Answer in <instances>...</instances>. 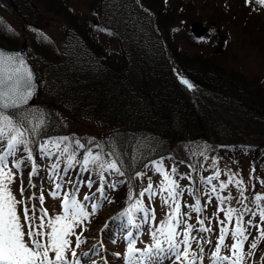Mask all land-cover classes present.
<instances>
[{
    "label": "rangeland",
    "instance_id": "1",
    "mask_svg": "<svg viewBox=\"0 0 264 264\" xmlns=\"http://www.w3.org/2000/svg\"><path fill=\"white\" fill-rule=\"evenodd\" d=\"M45 1L48 0H42L44 3L43 8L37 5L33 9L31 7L28 11L25 9L19 12H11L0 9L1 21L10 25L14 33L20 34V43L23 41L27 43L28 53L33 58L31 40L27 38L30 34L27 30L29 24L28 22H24L25 24L23 25L22 23L20 24L22 18L30 17V25L38 28L40 35H44L59 47L63 45L67 32L65 22L54 13L55 10L59 11V8L54 5L53 12L47 11L46 5L49 3ZM56 1L61 3L58 4L60 8L62 7L61 10L70 9L80 19H91L90 11L93 0ZM153 2L156 5V9L162 12L163 17L167 16L173 19V23L170 24L169 28L171 43L176 47L175 50L178 51L180 59L185 61L188 67L192 68L191 65H193V69L197 70L199 63L198 61H193L196 56H201L203 59L206 56L214 55V59L228 69L229 72L227 73H230L231 70H239L246 77L253 78V80L260 77L264 78V6L258 3V0H153ZM22 8L23 6L20 4L19 10ZM15 20L19 21L17 22L19 24H16ZM193 23L199 24L201 28L200 35H196L192 31ZM180 24H183V26H180ZM17 36L19 37V35ZM162 37L164 36L162 35ZM0 45L7 48L10 47L7 41L0 42ZM167 52L172 54L170 48H168ZM190 62L193 63L190 64ZM32 63L40 79L41 94L30 107L15 111L14 113L11 112L14 114V119L23 125L22 130H29L26 136L29 140L35 142L31 145L34 147L36 143L42 144L48 139L69 137L70 139L61 144L60 148L62 149L66 145L70 147L75 151L77 160H82L87 151L91 150L94 155L99 153L104 162H111L112 160L108 154L102 150L101 144L112 132L126 130L129 127L117 123L104 124L99 120H87L78 114L53 107L50 94L47 88L43 86L44 78L39 75L41 70L37 64V59L35 61L32 60ZM213 109L233 128L238 142L258 147V152H264L263 118L257 117L256 123H253L251 122L252 117L250 114H240L235 111L230 112V110H225L221 107ZM51 114L60 125V133L56 134L53 138L40 139L42 138L40 134L44 133L42 130L44 125L42 124L38 133L33 135L30 130L38 125L41 120L44 122L46 119L47 121ZM76 140H79L81 144L86 142L94 145V147L83 150V148L76 146ZM204 140L206 141L191 143L190 145L196 149L189 150L185 148L181 157L178 156L172 163L156 160V162L148 164L146 169L136 172L144 174L139 177L136 173L133 174L134 172L128 167H125L124 171L121 170L124 173L123 176L118 175L112 170L105 171L104 176L106 180L109 183H115L116 187L110 188L106 185L105 195L107 196V200H101L99 193H97V199L93 201H83V197L85 194L91 195L99 187L96 165H90L89 170L84 171L80 164H76L65 176L63 169L67 164V154L61 155L60 151L56 150L54 146H50L54 152V155L51 157H46L33 149L36 163L41 170L39 176L32 177L35 187H28V173L31 169V164L26 161V166H22V175H17L12 185V190L17 199H21L20 187L21 180H23L25 187L23 199L25 202L29 206L34 205L37 209L41 207L46 208L49 218H51L62 212L61 198H53L49 195L55 189V183L60 182L59 177L65 176L66 180L74 182L87 180L91 177L96 183L93 184L91 189L86 184L81 183L77 199L85 204L89 213L92 211V204L100 203L101 206L96 209L95 214H90L87 220H84L74 229L75 235L71 236L70 239L72 240V250L77 253V256L73 258L71 252H68V260L70 264H76L77 259L80 264H125L124 256L127 250V240L125 237L127 232L131 231L134 234L137 241L136 247L143 249L147 245L154 243L150 231L155 230L163 221L167 220L172 212V209L168 205L163 204L160 195L153 197L151 200H149L147 194L143 198L138 196V193L147 187L149 177L153 183L154 190L160 191L159 185L163 180V176L156 171L157 164H160L164 171L169 172L172 179L176 180L180 187L184 189V195L180 197V203L181 212L188 213L187 223L199 227L197 220L204 219L205 226L213 229L211 233L200 234L207 235L212 241L211 244L204 245L205 252L203 253V256H205L203 264H211V253L214 251V246L219 235L218 222L220 219H224L223 212H219L218 208L227 209L231 207L244 212L246 205L258 213L260 209L253 203V200L257 194L264 196V162L258 161L254 163L257 161V155H254L255 152L254 154L253 152L244 151L229 153L224 150H214L211 149V146L216 145L217 142L210 137ZM206 148H208L207 152ZM201 151L202 154H200ZM25 155L26 153L21 149L18 151L16 158ZM13 159L12 157L9 158V167H11ZM57 161L60 164V173L56 181L52 182L49 179V174L52 171L51 165L57 163ZM172 169H175L174 173L171 171ZM216 171H220L221 175L218 179L213 180L211 184H208L206 182L207 177L214 176ZM230 175H234L236 179L243 181L244 196L248 198L244 201L243 205L237 202L240 199V189L235 183L229 184L228 188L222 191L219 188L221 182H228ZM181 177L184 178L181 179ZM213 186L217 188L216 194L210 193V189ZM72 189L73 183H65L60 190L61 195L64 192H70ZM189 189H191V192H189ZM133 191H135V194L132 193ZM41 192L44 194L42 206L38 199ZM124 194L125 198H127L126 200H129L130 194L132 199L136 198L134 202L137 199H142L144 206L154 212L155 221L149 219L148 222L141 223L143 213L140 212L135 213L137 223H141L139 229L128 225L127 217L114 220L113 217H117L120 213L124 212L118 211L124 199ZM229 194L234 199L220 205L216 196H226ZM30 195L34 198L28 200V196ZM209 196H211L210 203L207 202ZM197 198L201 200L202 212L199 214L193 212L191 207H188L193 205ZM108 201H111V203ZM261 207H264V201L261 202ZM18 211L22 213V206L18 205ZM248 219H251L253 224L248 226V232L246 233L248 241L245 242V252L250 250L249 245L251 242H256L258 246L257 249L252 250L254 251V255L247 258L246 264H264V260L257 259L258 257H264V240L260 239L259 231L256 227L259 224L261 228H264V223L259 221L258 215L252 216L246 214L244 216L245 222ZM179 230L182 232L183 228L181 227ZM25 231H27V226H25ZM193 235L197 234L194 232ZM77 236L80 237L79 247L76 246ZM25 239L27 240V237ZM226 242L230 243L231 241L228 239ZM164 247H167V245L165 244ZM181 250H183V246ZM192 251L199 252V248L195 242H193ZM117 253L120 255H114ZM229 254L227 249L221 250V255ZM50 256H54V253H50ZM158 264H180V262L175 261L172 257L165 258L162 256ZM197 264H201V262L198 260ZM224 264H227V262H224Z\"/></svg>",
    "mask_w": 264,
    "mask_h": 264
},
{
    "label": "trees",
    "instance_id": "2",
    "mask_svg": "<svg viewBox=\"0 0 264 264\" xmlns=\"http://www.w3.org/2000/svg\"><path fill=\"white\" fill-rule=\"evenodd\" d=\"M45 2L49 3V12H53L54 5L59 8L54 13L67 26L61 47L40 37L31 39L39 75L44 78L43 86L50 94L52 106L87 120L129 127L112 132L101 144L121 170L128 167L135 174L156 160L172 163L185 148L196 149L191 143L206 141L207 137L217 142L211 149L255 152L254 163L264 162V152L238 142L233 128L206 105L250 114L251 122L256 123L257 117L264 119V78L253 80L239 70L227 73L228 69L214 55L203 59L196 56L193 61L199 63L197 70L193 65L188 67L171 43L169 28L173 19L163 17L153 0H139L156 14V24L175 63L197 88L204 103L174 75L152 18L136 0H93L91 19H80L70 9L61 10V3L56 0ZM37 5L43 8L44 3L0 0L2 11H28ZM30 20L24 17L20 22L31 26ZM17 35L0 19V42L7 41L14 48L21 40ZM43 125L40 137L60 133V125L52 114ZM83 145V150L94 147L86 142ZM125 194L120 205L126 201Z\"/></svg>",
    "mask_w": 264,
    "mask_h": 264
},
{
    "label": "snow or ice",
    "instance_id": "3",
    "mask_svg": "<svg viewBox=\"0 0 264 264\" xmlns=\"http://www.w3.org/2000/svg\"><path fill=\"white\" fill-rule=\"evenodd\" d=\"M264 6V0H258ZM32 81L33 73L24 63V59L20 57L19 53H7L0 49V264H70L67 253L71 252V256L76 258L77 253L72 250L71 236L75 235L74 229L78 227L84 220H87L90 214H95L100 203L92 204V211H87L85 204L77 199L80 184H86L91 189L96 183L91 177L87 180H80L74 182L66 180L65 176L70 169L80 164L84 171L89 170L90 165H96L98 169L99 187L91 195L85 194L83 201H93L97 199L99 193L101 200H107L105 195V186L115 188V183H109L104 172L108 170L115 171L118 175L123 176L124 173L117 166L115 160L111 162H104L102 156L97 153L93 154L91 150L82 160H77L76 153L67 145L60 148L61 144L68 141L69 137H60L57 139H48L42 144H37V150L46 157L54 155L53 148L60 151L61 155L67 154V164L63 169L65 176H60V182L55 183V189L49 195L53 198L60 197L62 204L61 214H57L49 218L48 210L46 208L37 209L34 205L29 206L23 199L25 195L24 182L21 180L20 196H17L12 190V185L18 174L22 175V166H26V161L30 162L31 169L28 173V187H35L32 181L33 176H39L40 169L36 163V158L33 155V148L30 146L35 143L29 140L26 136L28 129H23V125L14 119V114L8 110L16 109L20 105L27 103L32 96ZM181 83L186 85L189 89L193 85L187 79H181ZM43 124L41 120L38 125L33 127L30 131L33 135L37 134L40 126ZM78 148H84V145L79 140L75 141ZM23 150L26 155L17 157V153ZM14 158L9 167V158ZM51 173L49 179L52 182L56 181L60 173V164L53 163L51 165ZM156 171L161 173L163 180L159 188L160 191L154 190L151 178L148 179L147 187L138 193L140 198L147 194L149 200L160 195L162 202L168 205L172 212L168 219L163 221L155 230L150 231L153 244L147 245L143 249L136 247V237L131 231L126 234L127 250L124 256L125 264H158L160 258L172 257L180 264H197L199 260L203 264V253L205 252L204 245H209L212 241L207 235H200L211 233L213 229L205 226L204 219H198L199 227L187 223L188 213L181 212L180 197L184 195V189L180 187L176 180H173L169 172L164 171L162 165L157 164ZM173 173L175 169L171 170ZM255 171V169H253ZM142 176L143 173H136ZM221 175L220 171H216L214 176L207 177V183L211 184L213 180L218 179ZM184 177H181L183 179ZM65 183H73V189L70 192H64L61 195V189ZM235 183L240 189V199L237 201L244 204L248 199L244 196V189L242 187L243 181L236 179L234 175L228 177V182H221L220 190L228 188L229 184ZM191 192V189H189ZM166 193V195H164ZM211 194L217 193V188L213 186L210 189ZM33 196H28V200L33 199ZM41 206L44 203V194L38 197ZM132 199L131 194L129 200ZM220 205L226 201L234 199L231 194L226 196H216ZM264 201V196L257 194L254 197L253 203L260 209L255 212L244 207V212H240L235 208H218L219 212H223L224 219L218 222L219 235L216 240L214 251L211 253V264H246L248 257L254 255L257 249V243L251 242L250 250L245 252V242L248 241V226L253 224L251 219L246 222L244 216L250 214L252 216L258 215L259 221L264 223V207H261V202ZM111 203V201H108ZM207 202H211V196ZM18 205L22 206V213L18 211ZM192 211L199 214L202 212L201 200L197 198L193 205H190ZM143 213L141 223L148 222L149 219L155 221V214L144 206L142 199H137L132 203L128 209L120 213L119 216L113 217L114 220H119L121 217H127V223L133 228L139 229L141 223H137L135 213ZM38 221V223H36ZM211 223V221H209ZM27 226V231H25ZM231 226V227H230ZM183 228L181 232L179 229ZM260 239L264 240V228L259 224L256 225ZM197 235H193V233ZM27 237V240L25 239ZM163 237V239H161ZM230 239V243L226 240ZM193 242L199 248V252L192 251ZM80 237H76V246L79 247ZM167 247H164V245ZM183 246V250L181 247ZM227 249L229 255H221V250ZM54 253V256H50ZM87 255V254H85ZM120 255V254H114ZM259 260H264V257H258ZM76 264H80L76 260Z\"/></svg>",
    "mask_w": 264,
    "mask_h": 264
},
{
    "label": "water",
    "instance_id": "4",
    "mask_svg": "<svg viewBox=\"0 0 264 264\" xmlns=\"http://www.w3.org/2000/svg\"><path fill=\"white\" fill-rule=\"evenodd\" d=\"M201 28L199 26V24L193 23L192 24V31L196 34V35H200L201 34ZM0 49L4 50L7 53H19L20 57H22L24 59V63L25 65L32 70L33 73V81H32V96L29 98V100L27 101V103L20 105L18 108L24 107V106H30L32 105V103L34 102V98L35 96H38L40 94V88H39V81L36 79V74H35V70L34 68L30 65V63L27 60L28 54H27V49H26V45L25 43H23L21 45V47L17 50H7L4 49L2 47H0ZM169 59H171L170 56H168ZM16 108V109H18ZM11 110H15V109H10L8 111Z\"/></svg>",
    "mask_w": 264,
    "mask_h": 264
}]
</instances>
